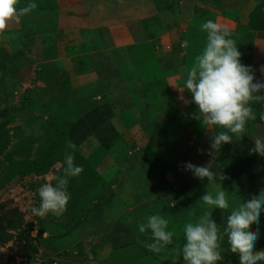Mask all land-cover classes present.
<instances>
[{"label": "rangeland", "instance_id": "1", "mask_svg": "<svg viewBox=\"0 0 264 264\" xmlns=\"http://www.w3.org/2000/svg\"><path fill=\"white\" fill-rule=\"evenodd\" d=\"M261 1L113 0L114 12H98L102 15L99 20L133 19L129 26L133 33L140 23L136 20L159 29L154 50L147 44L119 50V64L129 59L127 66L119 68L126 77L120 83V75L106 83L107 76L102 73L83 72L81 64L64 56L62 50L59 57L52 39L53 46L44 53V35L52 34L59 41L66 39L53 22L58 17L45 20L39 5L26 13L29 17L23 24L19 17L7 24L8 32L0 33V223L6 226L15 220L20 225L17 230L8 229L13 234L10 241L0 243V264H183L185 224L209 214L218 225L222 224L223 231L231 208L264 186V165L246 153L240 138L222 146L227 156H222L221 150L210 156V137L224 129L213 130V126L202 130V123L192 116L196 106L190 103V93L179 89L183 88L187 68L206 43V33L200 26L208 19L231 30L242 53V63L254 68L258 80L264 79V31L249 26L250 15L256 14L255 2ZM80 2H88V9L95 4L93 0L49 3L61 12L63 22L68 19L67 10ZM103 4L110 6L109 0H103ZM123 5L129 9L122 12ZM19 7L24 4L19 3ZM70 19L79 31L72 27L74 34L69 36L79 33L76 40L82 45L98 41L92 38L97 34L91 29L90 18L80 20L72 15ZM106 24L108 31L109 23ZM184 40L189 41L187 47H182ZM74 52L76 46L65 55ZM131 53L140 55L139 61L132 63ZM261 102L264 109V100ZM105 103L113 109L106 125L92 131L82 142L71 140L67 127L88 110ZM166 104L169 110L164 108ZM247 136L254 141L264 138V124L250 127ZM69 141L77 145L75 163L84 171L69 178L71 200L67 209L60 216H35L31 209L39 206V187L55 183L53 176L63 175ZM51 150L54 164L47 173L28 174L7 186L17 177L20 167L41 161ZM187 162L209 164L226 179L202 181L185 171ZM218 190L227 193L230 209H215L200 201L206 192L215 195ZM89 199H96L95 205L86 204ZM154 214L164 216L175 234L174 245L159 253L148 248L153 243L151 233L139 231V225ZM71 221L79 228L64 248L55 249L53 239L41 243L36 239L40 230H47V237L56 225L74 233ZM28 227L31 236L20 238V230ZM250 228L260 233L256 250H264V213L259 223ZM57 233L63 232L59 229ZM30 245L34 249L30 248L25 256ZM221 255L220 264H239L226 235Z\"/></svg>", "mask_w": 264, "mask_h": 264}, {"label": "clouds", "instance_id": "2", "mask_svg": "<svg viewBox=\"0 0 264 264\" xmlns=\"http://www.w3.org/2000/svg\"><path fill=\"white\" fill-rule=\"evenodd\" d=\"M17 4L18 0H0V32L8 23L37 7L35 2L25 8H18ZM200 27L206 33V43L187 68L183 88L179 90L190 93V103L196 106L192 114L194 119L208 128L215 126L224 129L210 137L209 155L215 156L224 144L232 141L233 136L245 130L249 119L256 118L250 102L264 100V80H258L254 68L242 63V53L227 26L208 19ZM188 45V40L182 42V47ZM261 119H264V114ZM67 148L70 151L64 154L63 175L53 176L55 183L46 182L38 189L39 206L31 209L35 216H60L67 209L71 200L69 178L78 177L84 171L81 165L75 163L77 145L69 141ZM250 152L264 157V138H257ZM184 168L202 181L207 179L209 183L226 179L223 173L218 174L209 164L197 166L187 162ZM200 201L215 209L231 208L224 190H218L215 195L206 192ZM262 213L264 186L231 208L223 231L220 230L222 224L218 225L209 214L185 224L181 249L183 264H220L225 235L230 251L238 256L239 264H264V250H256L259 230L250 228L251 224L259 223ZM139 231L151 233L153 243L148 248L153 252L159 253L163 248L174 245L175 234L169 229V221L160 214L149 215L146 222L139 225Z\"/></svg>", "mask_w": 264, "mask_h": 264}, {"label": "trees", "instance_id": "3", "mask_svg": "<svg viewBox=\"0 0 264 264\" xmlns=\"http://www.w3.org/2000/svg\"><path fill=\"white\" fill-rule=\"evenodd\" d=\"M93 1L95 2V4L92 3V5H91L93 7L92 9H90V7H89V9L87 7H85V5L89 1L85 4H84V2H80L79 4L77 3L76 6L70 7L72 10L68 9L67 13H66V17H68V19H65L63 22H60L61 12H59L58 8H52L53 4L49 3V2H52V0H18L17 7L21 8V7H19V3H21V2L24 4L23 8L27 7L30 3L35 2L36 5H39V9L42 10L41 17L45 18V20L58 17L57 22H56V20H54L53 22L55 23L56 30H59V31L65 30L67 28L75 27V22L72 19L69 20V18H72V15L75 19L78 17V19H80V20L90 18L88 20L91 21V23H90L91 29L96 31V34H97L96 36H94L92 38L96 37V39H98V41H97L98 44H96V43L91 44L90 42H87V46L82 45L81 52H88V54H87V56H83L79 60H77V64L79 66L81 64V66L84 68L83 71H88V72H90L91 70L96 71L95 68H93V66L90 65L91 62L88 63V59H90V61H92V63H93L95 58H98L101 60L104 57V63L103 62L101 63V65H100L101 68H99V71L102 70V68L105 69V67H106L107 68L106 72L107 71L110 72L112 69L111 65L113 67V64L116 68L122 67L118 61V58L120 56L119 50L123 49L125 47H121V48L117 47L116 48L115 45L112 44V40H111V36H110V34H111L110 30L107 31L105 29L107 27L106 23H115V22L106 21V20H99L102 17V15L105 14V12H107V10H111L112 13L114 12L111 5L110 6L104 5L103 0H93ZM145 2H147V1H144V3ZM147 3H149V2H147ZM154 3H156V2H154ZM254 8H255L256 14L250 15L251 18H249V20H250L249 26L254 30L257 29L260 31L261 30L264 31V0H262L261 2H257V3L255 2ZM256 10H258V11H256ZM92 11H94L95 13H92ZM98 12L100 14L102 13V15H100ZM257 12L260 14H257ZM253 13H254V11H253ZM214 15H216V14H214ZM256 15H257V17H256ZM28 17H29V15H26V13H24L23 15H20L19 16V18H21L20 22L23 24L25 22V20H28ZM122 21L123 20L120 19V21H117V22H122ZM140 24L143 25L144 30H146V32H147L148 36H150L151 40L147 41L145 43L137 44V45L136 44L128 45V47L134 46V48H135V46L137 47V46H140L141 44H147L151 47V49H153L155 47L154 38H155V36H157V31L159 30L158 27L157 26L155 27L152 25V23H147L144 20H141ZM85 29L88 30L89 26ZM85 29H82V30H85ZM4 32L7 33L8 30L4 29L3 32H0V33H4ZM51 35L52 34H50L49 36L44 35L45 41L43 43L46 44L45 45L46 47L44 48V51H43L44 53L45 52L47 53L48 47L53 46L50 39H52L54 41V43L57 45V39L55 38V36H53V35L51 36ZM101 40H102V42L100 43L99 41H101ZM103 48H107L108 50L109 49L110 50L109 51L105 50L106 51V53H105ZM111 48L112 49L115 48V49L112 50ZM99 50H101L102 52ZM95 51H99V52H101V54L99 56L92 55ZM130 56H129V58L131 60L134 59V61H132V63L139 61L138 56H140V55L137 56V54L131 53ZM2 60L0 59V61H2ZM81 61H82V63H81ZM137 63H139V62H137ZM84 64H86V65H84ZM78 69H80V68H78ZM78 69H76V70L78 71ZM105 74H108V73H105ZM113 74H115V73H113ZM119 75H120L119 83L123 80H126V77L122 76L120 71L118 70L117 74L114 75V77H113V75H111V78L109 79V77H107L106 81L109 80V83H111L112 81H115V78ZM263 78H264V76H263ZM263 94H264V92H263ZM261 105H262L261 100L250 102V106L253 109V112H254L256 118L255 119H249L247 121L245 130L242 133L236 135V137L233 136V138H235L236 140L240 138V144L246 150V153H249L251 158H255V159L259 160L260 162H263V165H264V157H261L260 155H258L256 153L250 152V149H252L254 147V140L252 138H250L249 136H247V133L249 132L250 127L256 125L257 123L258 124H262V123L264 124V122H263L264 119H261V115L264 114V109L261 107ZM164 108L169 110V105L166 104V106ZM177 108H178V106H177ZM112 112H113V109H112L111 105L107 104V103L102 104L100 106H96V107L88 110L85 113V115H83L82 117H79L73 123L72 126L69 125L70 127L69 126L67 127L68 137L71 140H74L76 143L84 141L86 139V137L88 136V134L90 135V133L92 131L93 132L97 131L100 127L106 125V123L108 122ZM207 128H208L207 126H203L202 130L207 129ZM215 129H216V127H213V130H215ZM199 131H200V133L198 134V136L201 137L203 133L201 130H199ZM222 150L223 149H221V151H220L221 155L227 156L226 151H222ZM46 156L47 157L42 156L41 161H36L35 163H33V161H31L32 164H31V162H29L27 165H23L22 167H20V169L16 175L17 177L14 180H12L11 182H9L7 186H9L10 184L14 185V182H16L17 179L25 177L28 174H32V173H34V174H45V173H47V170L49 169V167L54 164L53 151L51 150L50 153ZM95 201H96V199H89V201L86 204H90V206L95 205ZM96 205H98V204L96 203ZM14 214H17V213L14 212ZM77 221H79V219H77ZM19 225H20V223H18L15 220L8 222L6 226H4L2 223H0V243L5 244L8 241H10V239L13 237V234L8 233V229L17 230V229H19ZM71 225H72V232L74 231V233L70 234V233H68V231H65L66 230L65 228H68V227H63L62 225H59V226L56 225L55 228L50 229L49 235L47 237L44 236V232H47V230L46 231L40 230L36 239L39 240L40 243L47 241V239H50V240L53 239L55 249L59 250L60 248H64L66 246L68 241L73 237V235L76 234L75 231L78 230V228H79V225L75 224L74 221L73 222L71 221ZM59 229L61 232H63V233H61L62 235L60 233L56 234V232H58ZM69 234L71 237L69 236ZM18 235L20 238L30 237L31 236L30 228L28 227L27 229L20 230V233H18ZM30 248L34 249V246L30 245L29 248L25 249V252H26V253H24L25 256L28 255L27 252L30 250Z\"/></svg>", "mask_w": 264, "mask_h": 264}, {"label": "crops", "instance_id": "4", "mask_svg": "<svg viewBox=\"0 0 264 264\" xmlns=\"http://www.w3.org/2000/svg\"><path fill=\"white\" fill-rule=\"evenodd\" d=\"M112 1L113 0H109V3H110V5H111V7H112V9H113V7H116V5H112ZM114 1H116V0H114ZM155 2V1H154ZM141 3H144V1H142ZM128 5H123V7H125L123 10H122V12L123 11H125L126 9H129V7H127ZM114 10V9H113ZM133 21H135V20H133V19H128V20H123L122 22H115V23H109V27H110V36H111V40H112V44H114L115 45V47L117 48H121V47H126V46H128V45H132V44H140V43H145V42H147V41H150L151 40V38L150 37H148V34H147V32H146V30H144V27L143 26H141V24L139 23V27H137V29L135 28V35H134V37H133V31L131 30V28H129V26H130V24L133 22ZM137 22H140L141 20H136ZM165 21H164V24L163 25H165ZM76 28H78L77 26H75V28H73V29H75V30H78L79 31V29H76ZM139 29H141V32H140V30ZM64 33H63V38H65L66 40L65 41H59V40H57V49H58V56L59 57H62L61 55L63 54L62 53V51L64 52V56H66V57H70L71 58V60H74V61H77V60H79L81 57H83V56H87V54H88V52H81V49H82V44L83 43H80V42H78L77 40H76V38L80 35L79 33L78 34H76L75 36H69V34L71 33V32H73V30L71 29V28H67V29H65V30H62ZM133 33V34H132ZM141 33V34H140ZM73 34H74V32H73ZM140 34V35H139ZM96 38V37H95ZM157 38V36H155V38H154V40ZM100 43L102 42V40L101 41H99ZM90 43L91 44H93V43H96V44H98V42L97 41H90ZM73 46H76V48H77V52H74L71 56H69V55H65V53L68 51L69 53H70V50H71V52H72V47ZM84 46H87V42H85L84 43ZM104 49V51L105 50H108L107 48H103ZM112 49V48H111ZM113 49H115V48H113ZM112 49V50H113ZM62 50V51H61ZM110 50V49H109ZM108 50V51H109ZM99 51H101V50H99ZM99 51H95L92 55H97V56H99L100 54H101V52H99ZM105 53H106V51H105ZM58 57V58H59ZM93 59V58H92ZM129 61V59H127L126 58V61H125V64L127 63ZM89 62H91V64L90 65H92L94 68H95V70L96 71H94V70H91L90 72H92V73H96V75H99L100 74V72L102 73V74H104V75H106L107 77H109V79L111 78V75H113V77H114V75H116L117 74V72H118V70H119V68H116L114 65H113V67H112V65H111V71L110 72H106V67H105V69L104 68H102V70H100L99 71V68H101L100 67V65H101V63L103 62L104 63V57L100 60V59H98V58H95L94 59V61H93V63H92V61H90V59H88V63ZM122 64L123 65H125L124 63H121L120 65L122 66ZM120 66V67H121ZM125 66H127V65H125ZM87 68V67H86ZM114 71V72H113ZM83 72H87L88 73V71H83ZM89 72V73H90ZM87 73H85V74H87ZM105 73H108V74H105ZM113 73H115V74H113ZM107 79V78H106ZM105 79V80H106ZM109 82V80H107V82L106 83H108ZM187 129L189 128V127H186ZM209 130V129H208ZM210 134H212V133H210ZM209 133L207 134V135H210ZM174 161V160H173ZM195 165H197V166H204V164L202 163V165H201V163L200 162H198V164L197 163H195ZM186 171V170H185ZM186 172H188V171H186ZM189 179H190V177H189ZM190 180H192V178L190 179ZM96 264H98V263H96Z\"/></svg>", "mask_w": 264, "mask_h": 264}]
</instances>
